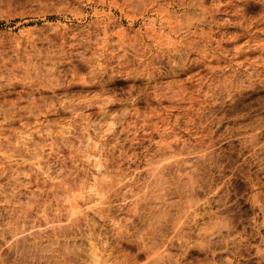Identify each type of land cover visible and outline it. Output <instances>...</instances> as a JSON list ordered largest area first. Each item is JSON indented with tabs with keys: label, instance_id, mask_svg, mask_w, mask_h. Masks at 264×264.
<instances>
[{
	"label": "rangeland",
	"instance_id": "obj_1",
	"mask_svg": "<svg viewBox=\"0 0 264 264\" xmlns=\"http://www.w3.org/2000/svg\"><path fill=\"white\" fill-rule=\"evenodd\" d=\"M0 264H264V0H0Z\"/></svg>",
	"mask_w": 264,
	"mask_h": 264
}]
</instances>
